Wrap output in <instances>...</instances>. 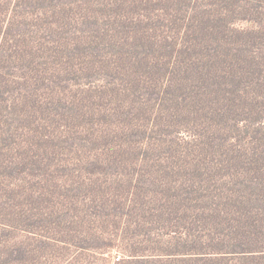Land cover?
<instances>
[{"label": "rangeland", "instance_id": "1", "mask_svg": "<svg viewBox=\"0 0 264 264\" xmlns=\"http://www.w3.org/2000/svg\"><path fill=\"white\" fill-rule=\"evenodd\" d=\"M88 1L87 10L63 16L72 50L59 95L49 98L50 90L37 83L42 102L30 98L0 116V264H169L167 255L182 250L173 233L198 226L187 206L190 187L204 188L214 170V180L225 174L229 182L239 171L222 168V132L202 118L212 115V103L188 98L186 108L180 94L197 90L209 67L191 27L194 0ZM232 2L199 0L197 11L201 19L210 14L207 26L216 24L214 31L220 24L227 33L255 35L258 26ZM2 8L3 29L15 33L17 14ZM238 35L229 51L240 61L258 51L240 70H261L263 89L264 37ZM10 59L2 63L10 65L9 87L23 72L37 73V64ZM226 60L228 69L239 68L234 58ZM259 89L246 88L249 96ZM225 105L219 99L215 108ZM201 130L215 134L212 148L198 150V140V170L181 166L182 141L195 140ZM242 134L231 142H240L236 150L250 160L255 145ZM206 195L196 203L207 202ZM241 204L234 196L226 207Z\"/></svg>", "mask_w": 264, "mask_h": 264}, {"label": "trees", "instance_id": "2", "mask_svg": "<svg viewBox=\"0 0 264 264\" xmlns=\"http://www.w3.org/2000/svg\"><path fill=\"white\" fill-rule=\"evenodd\" d=\"M198 1L194 0V4L190 6L195 8V13L191 17L193 19L191 27L196 28L197 35L198 29L200 31L199 36H194L195 39L201 38L200 48L204 50L202 52L205 63L209 64V67L197 85V90L188 96H184L182 92L180 94L186 108L188 98L195 104L212 103L213 109L209 111L212 115L205 113L202 118L204 117L205 122L212 127L218 124L214 130L222 132L218 145L223 147L225 153L223 155L227 157L222 168L230 169L234 165L239 171L231 179L232 182H229L225 174L219 176V180H214L216 170L212 169L213 172L207 176L204 188L190 187L191 197L187 206L195 212V222L198 226L196 229L187 226L185 230H178L179 234L173 233L172 237L181 240L182 250L169 253L165 259L169 264H264V130H259L264 129V88L262 89L258 77L262 71L257 72V69L248 66L247 70H240V65H244L249 58H254L258 51L256 53L250 51L246 58L242 59L245 61L239 60L240 55L236 51H229L230 38L238 34L236 37L238 40L251 37L252 41V37H264V0H233L232 3H228L232 5L231 7H240L242 11L237 12L235 8L234 11L248 15L244 19L248 18L247 20L258 26L259 30L255 35L253 31L239 29L235 31V35L227 33L220 24V30L214 31L216 24L207 26L211 20L210 14H202V19L200 18L201 14L197 11ZM239 1L244 5L236 6ZM88 2V0H0V8L7 9L12 15L17 14L15 17L18 21L15 33L10 29H3L5 13L0 12V116L8 115L10 109L30 98L37 100V97H40L42 102L44 97L41 94L38 96L37 83H42L50 90L49 98H56L59 95L60 83L66 78L63 76L70 72L67 62L72 50L66 40L63 16L74 10H87L84 5ZM85 18L82 16L81 20ZM220 19L223 20L221 16ZM23 26L27 28L24 29ZM10 34L15 37L9 38ZM6 45H9V51ZM56 47L59 50L58 58L55 53ZM48 54L52 61L47 58ZM13 55L16 59L23 60L28 67V62L38 66L37 73L33 76L23 72L21 78L11 80L13 86L9 87L5 82L9 81L10 77L5 69L10 65L3 66L2 63L5 58L7 61L12 60L10 57ZM227 58H234L235 65H239V68L228 69ZM221 68L223 71L218 73ZM262 78L264 79V75ZM253 85L260 87V93L249 96L246 88ZM219 99L226 105L215 108ZM185 111L192 114L191 111ZM7 122L8 118L5 120V123ZM242 132V135L255 145L250 160H246V157L236 150L240 142H231L235 133ZM214 135L209 130L207 135L201 130L195 140L193 138L190 141H182L181 166L185 163L198 170L200 159L198 154L194 155L196 143L203 140V144L197 149L210 151ZM244 147L247 149V145ZM193 161H196V165H193ZM197 174L199 175V172ZM205 194L207 202L196 203ZM234 196L242 203L237 210L226 207Z\"/></svg>", "mask_w": 264, "mask_h": 264}]
</instances>
